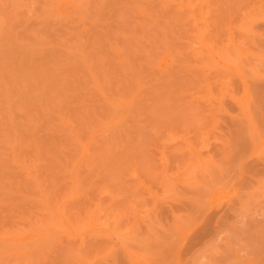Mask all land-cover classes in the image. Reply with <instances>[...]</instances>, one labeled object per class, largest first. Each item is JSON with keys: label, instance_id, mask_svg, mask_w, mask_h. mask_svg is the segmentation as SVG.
<instances>
[{"label": "rangeland", "instance_id": "374dc122", "mask_svg": "<svg viewBox=\"0 0 264 264\" xmlns=\"http://www.w3.org/2000/svg\"><path fill=\"white\" fill-rule=\"evenodd\" d=\"M0 264H264V0H0Z\"/></svg>", "mask_w": 264, "mask_h": 264}]
</instances>
